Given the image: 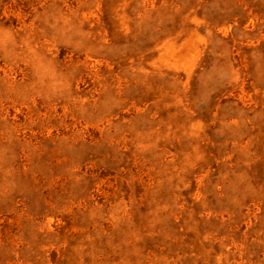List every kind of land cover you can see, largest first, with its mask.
I'll use <instances>...</instances> for the list:
<instances>
[{
    "label": "rangeland",
    "instance_id": "rangeland-1",
    "mask_svg": "<svg viewBox=\"0 0 264 264\" xmlns=\"http://www.w3.org/2000/svg\"><path fill=\"white\" fill-rule=\"evenodd\" d=\"M0 264H264V0H0Z\"/></svg>",
    "mask_w": 264,
    "mask_h": 264
}]
</instances>
